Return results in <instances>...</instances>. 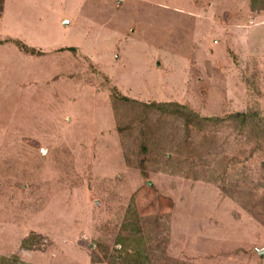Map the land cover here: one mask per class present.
Here are the masks:
<instances>
[{
  "label": "rangeland",
  "instance_id": "374dc122",
  "mask_svg": "<svg viewBox=\"0 0 264 264\" xmlns=\"http://www.w3.org/2000/svg\"><path fill=\"white\" fill-rule=\"evenodd\" d=\"M263 247L264 0H2L0 264Z\"/></svg>",
  "mask_w": 264,
  "mask_h": 264
},
{
  "label": "trees",
  "instance_id": "16d2710c",
  "mask_svg": "<svg viewBox=\"0 0 264 264\" xmlns=\"http://www.w3.org/2000/svg\"><path fill=\"white\" fill-rule=\"evenodd\" d=\"M1 5H2V0H0V10H1ZM15 46L19 49V51H21L22 53H24L26 55H31V56L40 55L39 51L34 50L32 48H29V47H26L25 45H22L19 42L15 43ZM67 50L74 51V48L73 47H69V48H67ZM123 98L126 101L129 100L127 97H123ZM171 104H174V103H171ZM150 106L158 107V108L162 107L163 108V105L159 106V104L155 103V102L151 103ZM174 106L182 110V111H179V110L175 111L174 112L175 114L179 115L180 117L186 118L185 119L186 121H190V119L188 118V114L186 113L187 109H186V107L184 105L177 104V105H174Z\"/></svg>",
  "mask_w": 264,
  "mask_h": 264
},
{
  "label": "water",
  "instance_id": "95a60500",
  "mask_svg": "<svg viewBox=\"0 0 264 264\" xmlns=\"http://www.w3.org/2000/svg\"><path fill=\"white\" fill-rule=\"evenodd\" d=\"M258 254L260 256H263L264 255V247L258 251Z\"/></svg>",
  "mask_w": 264,
  "mask_h": 264
}]
</instances>
